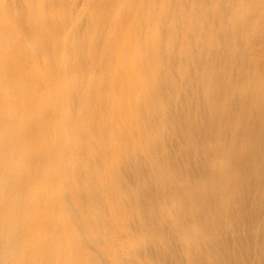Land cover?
I'll return each mask as SVG.
<instances>
[{
    "label": "bare ground",
    "instance_id": "obj_1",
    "mask_svg": "<svg viewBox=\"0 0 264 264\" xmlns=\"http://www.w3.org/2000/svg\"><path fill=\"white\" fill-rule=\"evenodd\" d=\"M57 1L0 24V264H264V0Z\"/></svg>",
    "mask_w": 264,
    "mask_h": 264
},
{
    "label": "rangeland",
    "instance_id": "obj_2",
    "mask_svg": "<svg viewBox=\"0 0 264 264\" xmlns=\"http://www.w3.org/2000/svg\"><path fill=\"white\" fill-rule=\"evenodd\" d=\"M21 0H0V24H1V22H2V19H3V17L4 16H7V12H15V13H17V14H15L16 15V17L18 18V19H22V17L23 18H28V14H29V16H30V19L31 18H33V17H35L36 16V14H37V12L39 13H41L42 12V8L44 7V12L46 11L47 13L49 12L50 13V15H52L53 14V12L56 10V11H58V6H57V9H54V8H52V7H56V6H54V4L55 3H57L58 1L56 0H54L55 2H53V0H44V6H42L40 3V1L39 2H37L38 0H35L36 2H34V0L33 1H31V0H22L21 2H23V3H21L20 2ZM28 1H29V5L27 4L28 3ZM49 1V2H48ZM65 0H60V4H57V5H60V9L59 10H61V9H64V7L67 5V2H68V0L67 1H65ZM14 2V3H13ZM26 2V3H25ZM30 2H32V3H30ZM12 3V4H11ZM37 3H38V6H37ZM52 3V4H51ZM54 3V4H53ZM59 3V2H58ZM9 4V5H8ZM22 4V6H20ZM24 4V5H23ZM35 4V5H34ZM49 4V5H48ZM63 4V5H62ZM8 5V6H7ZM13 5V6H12ZM18 5V6H17ZM27 5V6H26ZM52 7H51V6ZM22 7V8H20V7ZM25 6V7H24ZM37 6V7H36ZM62 6V7H61ZM7 7V8H6ZM34 7V8H33ZM47 7V8H46ZM50 7H51V9H50ZM12 8H14V9H12ZM32 10H31V9ZM110 8H112V6L110 7ZM17 9V10H16ZM25 9V10H24ZM28 9V11H26ZM36 9H38V10H41V11H37ZM48 9V10H47ZM114 9V8H113ZM130 9V13H129V15H131L133 12H134V10L135 9H133L132 8V10H131V8H129ZM15 10V11H14ZM21 10H22V12H21ZM35 10H36V13H35ZM52 10V11H51ZM54 10V11H53ZM71 9L67 6V8L66 9H64V11H65V13L67 14V15H70V13L71 12H69ZM5 11H7V12H5ZM31 11L33 12L32 14H31ZM64 11H63V13H64ZM9 12V13H10ZM24 12V13H23ZM27 12V13H26ZM12 13H10V14H12ZM64 13V14H65ZM9 14V15H10ZM14 14V13H13ZM12 14V15H13ZM22 14H25V16L24 15H22ZM118 14V12H116V14L115 15H117ZM18 15V16H17ZM33 17H32V16ZM35 15V16H34ZM38 15V14H37ZM40 15H42V14H39V16ZM128 15V16H129ZM128 18V17H127ZM29 19V20H30ZM28 20V19H27ZM129 20H130V17H129ZM129 20H127V21H129ZM133 20H131V21H129L130 22V25L126 22V28H128L129 26H130V28L131 27H133L134 26V21L132 22ZM133 23V25H132V23ZM132 25V26H131ZM22 35L21 34H16V36H14V38H15V40H16V42H20L21 40L20 39H22V41H23V36L21 37ZM19 38V39H18ZM56 39H58V37H56ZM21 41V42H22ZM122 61V60H121ZM125 63H126V61H124ZM122 64V63H121Z\"/></svg>",
    "mask_w": 264,
    "mask_h": 264
}]
</instances>
